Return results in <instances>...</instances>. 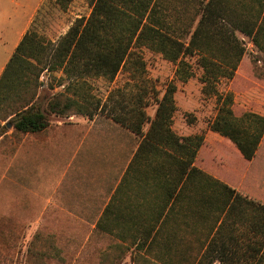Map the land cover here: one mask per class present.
Wrapping results in <instances>:
<instances>
[{
    "label": "trees",
    "instance_id": "16d2710c",
    "mask_svg": "<svg viewBox=\"0 0 264 264\" xmlns=\"http://www.w3.org/2000/svg\"><path fill=\"white\" fill-rule=\"evenodd\" d=\"M71 1L55 3L65 10ZM89 4V15L76 18L56 42L32 29L24 32L0 75V122L9 118L13 130L22 133L49 124L36 104L35 79L43 70L59 69L69 81L91 76L109 82L124 71L126 82L112 88L104 102L96 100L94 107L135 135L137 152L166 160L167 214L160 229L145 239L150 241L149 250L160 247L152 252L153 264H264V204L195 165L203 137L173 131L175 82L170 81L159 96L146 76L143 58L144 49L160 54L175 65V80L186 82L193 76L188 57L196 55L202 89L218 103L210 130L250 161L264 133V115L251 111L236 115L232 92L220 94L215 84L221 78L231 80L245 54L236 32L264 55V0H89ZM152 104L151 117L146 108ZM70 106L69 101L64 108ZM172 166L176 177L167 175L174 171Z\"/></svg>",
    "mask_w": 264,
    "mask_h": 264
},
{
    "label": "rangeland",
    "instance_id": "374dc122",
    "mask_svg": "<svg viewBox=\"0 0 264 264\" xmlns=\"http://www.w3.org/2000/svg\"><path fill=\"white\" fill-rule=\"evenodd\" d=\"M20 4L23 5L24 18L33 7L29 14L31 22L27 29L35 30L41 38L51 42H56L76 18L87 17L90 13L89 0H73L65 10H62L55 0H1V6L5 5L7 8L8 22L18 21ZM235 34L245 54L233 78L231 80L221 78L215 84V89L220 94L232 92L233 110L236 115L244 111L264 114V55L256 49L249 38L239 32ZM143 58L146 76L157 88L159 96L170 81L175 82L176 111L171 126L173 131L180 136L203 137L195 165L238 192L255 198L254 157L250 161L244 160L229 140L210 130L218 103L215 96L205 93L202 89L203 84L199 79L201 70L196 64V55L188 57L193 76L186 82L175 80V65L160 54L144 49ZM126 76V73L121 71L112 82L102 77L91 76L69 81L59 69L43 70L35 79L36 104L46 113L49 122L54 124L57 120L71 126L75 119L67 120L68 115L78 117L82 114L92 117L97 114L110 117L105 111L95 109L96 100L104 102L112 88L122 86L126 82ZM69 101L71 106L65 109L64 105ZM54 110L62 113L55 114L52 112ZM146 112L152 117L155 105L147 107ZM8 119L0 122V134L10 130L7 135L0 138V264L156 262L151 251L147 253L148 256L140 254L147 259L139 258L130 252H119L117 247L112 246L115 239L98 238L96 243L101 244L100 248L91 242L84 244V238L77 235L78 231L69 228V231H73V236L66 235L70 222L65 225L62 221H37L36 213L31 209L30 197H24L23 191L20 190L22 182L29 185L28 178L22 180L20 173L16 171L15 149L22 139V134L14 131L13 127H6Z\"/></svg>",
    "mask_w": 264,
    "mask_h": 264
},
{
    "label": "crops",
    "instance_id": "0c3cea01",
    "mask_svg": "<svg viewBox=\"0 0 264 264\" xmlns=\"http://www.w3.org/2000/svg\"><path fill=\"white\" fill-rule=\"evenodd\" d=\"M19 7L18 21L8 22L7 8L0 0V75L31 22L33 7L25 18L23 5ZM66 118L75 122L70 126L56 120L40 131L19 132L16 171L22 180L28 178L29 185L22 182L20 190L30 197L35 219L70 222L67 236H73L72 228L84 244L91 242L97 248L101 244L96 240L107 238L115 239L112 246L122 253L160 251L154 245L149 250L150 241L145 239L160 229L167 214L166 160L144 150L137 152L139 140L110 117ZM6 127H12L11 123ZM253 159L256 192L250 198L264 204V133ZM173 168L167 175L176 177Z\"/></svg>",
    "mask_w": 264,
    "mask_h": 264
}]
</instances>
